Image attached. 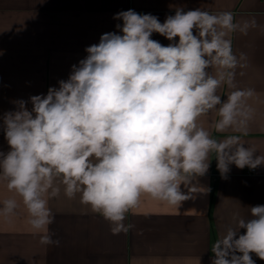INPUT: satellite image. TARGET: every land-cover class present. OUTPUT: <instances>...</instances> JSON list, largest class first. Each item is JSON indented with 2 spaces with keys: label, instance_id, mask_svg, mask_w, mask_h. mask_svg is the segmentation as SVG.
<instances>
[{
  "label": "clouds",
  "instance_id": "1",
  "mask_svg": "<svg viewBox=\"0 0 264 264\" xmlns=\"http://www.w3.org/2000/svg\"><path fill=\"white\" fill-rule=\"evenodd\" d=\"M114 19L122 21L118 32L86 47L67 80L46 95L12 101L14 109L0 116L9 145L0 151V182L21 198L43 245L60 243L49 232V201L61 191L68 199L79 194L118 235L131 228L124 221L143 196L177 208L193 199L213 158L222 179L232 165L264 166V155L242 139L256 94L236 87L237 69L248 64L232 46V34L258 27L255 18L177 7L163 23L132 9ZM210 116L205 127L202 118ZM2 203L0 216L15 215L16 199ZM249 208L212 243L211 264H255L252 253L264 260V205Z\"/></svg>",
  "mask_w": 264,
  "mask_h": 264
},
{
  "label": "crops",
  "instance_id": "2",
  "mask_svg": "<svg viewBox=\"0 0 264 264\" xmlns=\"http://www.w3.org/2000/svg\"><path fill=\"white\" fill-rule=\"evenodd\" d=\"M177 7L230 11L236 20L257 21L247 35L232 34V46L235 54H246L248 64L237 69L236 87L256 94L249 100L255 115L242 139L264 155V0H0V116L14 109L12 101L46 95L49 87L67 80L72 65L87 56L86 47L98 44L104 33L118 32L122 21L114 19L117 13L132 9L163 23ZM151 39L169 44L158 33ZM212 118H202L205 127ZM0 151H9L2 129ZM230 169L228 179H222L213 158L208 173L199 178L201 192L179 208L143 196L124 221L131 228L118 235L80 203L79 194L68 199L61 191L49 201L54 215L49 232L59 245L40 243L21 198L0 182V207L6 199L19 205L15 215L0 216V264H211V245L226 226H235L234 216L247 218L249 207L264 205V166L253 175L247 167ZM251 255L255 264H264Z\"/></svg>",
  "mask_w": 264,
  "mask_h": 264
},
{
  "label": "built area",
  "instance_id": "3",
  "mask_svg": "<svg viewBox=\"0 0 264 264\" xmlns=\"http://www.w3.org/2000/svg\"><path fill=\"white\" fill-rule=\"evenodd\" d=\"M247 171H248V173L251 174V175H253V174L256 173V169L251 170V169L248 168Z\"/></svg>",
  "mask_w": 264,
  "mask_h": 264
}]
</instances>
